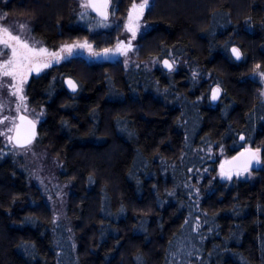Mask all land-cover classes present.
<instances>
[{"label":"trees","instance_id":"16d2710c","mask_svg":"<svg viewBox=\"0 0 264 264\" xmlns=\"http://www.w3.org/2000/svg\"><path fill=\"white\" fill-rule=\"evenodd\" d=\"M3 1L50 47L87 37L75 0ZM131 1L116 0L115 14ZM147 18L157 23L143 36L145 57L180 62L173 92L163 69L156 90L143 70L82 57L29 78V106L43 113L37 139L73 180L77 242L57 246L49 209L0 140V264H264V169L232 184L206 175L199 190L193 176L197 148L216 143L234 156L264 140L261 84L244 76L254 61L264 70V0H153ZM117 34L92 39L105 48ZM216 84L224 93L213 104Z\"/></svg>","mask_w":264,"mask_h":264},{"label":"rangeland","instance_id":"374dc122","mask_svg":"<svg viewBox=\"0 0 264 264\" xmlns=\"http://www.w3.org/2000/svg\"><path fill=\"white\" fill-rule=\"evenodd\" d=\"M3 2V0H0V16H3L5 13H7V16L4 20H0V27H6L9 24H13L16 25L18 28L20 24H26L30 31H25L23 33L17 31L13 34L20 35L21 38L25 39L29 44L38 42V47L47 48L49 52H58L60 51L61 46L65 44L83 43L85 41L92 45V51L98 53H102L104 49H111L112 52L107 57H90L87 49H81L80 55L75 57H82L87 62L107 61L109 62V64L112 65L118 62L120 66H124V68L126 69L131 68L133 70H143L148 73L149 79L154 82L156 90H158V87L160 85L158 84L157 79L154 75L155 69H163L162 60L168 58L172 63V68L171 70H165L164 72L168 75L167 77L169 79V88H171L175 84L173 81V74L178 71L180 64L177 57L173 56L170 53H167L166 56H157L155 53H149V55L145 57V54L148 51L143 48L145 40L143 36H145V34H147L157 23L156 21H151L147 18L148 9L145 10V14L139 21L141 27L136 32L135 38H133L131 32H128L125 29V24L127 23V13L133 3V0L127 6L123 15L115 14L113 16L110 11L109 23L111 24V26L108 28L96 26L100 18L92 14L90 9H88V17L85 19H81L79 13L81 12L80 4L82 0H75L74 15L77 19L76 23H84L83 25L88 29L87 37L74 40L68 43L62 42L55 47L48 46L41 38L33 34L32 23L30 19L25 16H17L5 12L2 8ZM135 2L141 3L142 0H135ZM152 2L153 0H151V4ZM117 25L119 26L117 27ZM113 28L118 30V34L116 36L117 38L114 39L113 43L109 45V47L107 46L105 48L97 49L92 38L101 31H106ZM118 46L121 51H116ZM237 48L241 53V59H239L240 61L243 59V52L239 47ZM143 50H145L146 52L144 53ZM7 58V56L3 57V59ZM70 58L72 57H69L68 59ZM63 61L65 60H62L61 62ZM254 62L256 64H251V69L244 76H247L250 79L259 80L261 85L259 88L256 89V91H258L259 95L263 97L264 83L262 81V73L264 72V70H261L258 63L259 61ZM54 65L56 64H53L52 66ZM115 66L117 65H114L112 67ZM51 67L43 69L42 72L47 71ZM32 75H36V73H30L29 78ZM4 79L10 81V78ZM74 83L76 84V81H74ZM26 85L27 83L24 85L23 95L25 96V100L23 102H20L16 97L11 96L9 94L10 90L8 87L0 89V104H3L4 106L3 109L0 110V120H3L5 116L9 117V120L8 122H6V124H0V132L6 131L7 128H13L14 130V124L12 121L14 120L15 124L17 123V116L19 112L30 116L38 124L43 119V113L41 111H36L29 106L26 97ZM215 86H220L221 88L217 98V101H219L221 95L224 93V88H222L220 84H216L211 88L210 94H212V91L214 90ZM170 91L173 92L174 90L171 88ZM160 93L163 94L161 90ZM162 96L165 97L164 95ZM164 99L167 100L166 97ZM18 104L19 111H17ZM12 133L13 131L9 133V135H12ZM0 140L2 144L6 147V151L22 164V167L24 168L27 174L29 182L31 183V185L37 188L38 193L42 196V200L49 209V212L52 215L50 224L52 226L53 231L55 232L57 246H59L58 241H61V243L63 244V241L69 243L70 240L73 244V247H75V244L77 242V232L75 230L74 221L68 213V199L73 190V180L70 178H64L61 175V173L65 170L64 162L59 159L56 155H54L48 148V146L39 141L37 138L26 147H16L14 146V144H9L6 136H0ZM248 147H253L256 151L257 149L260 150L259 152H257L261 159L260 166L258 169H264V140L260 141L258 144L255 145L246 144L244 146V148ZM193 154H196L198 158H201V161L196 160V164L198 165L196 171L193 173V171L190 170V173H193V176H196L198 181L195 184L196 190L200 189L199 184L201 183L202 179L205 178L206 175L210 176L211 181L213 179H217L227 184L235 183L237 180H252L256 175L257 169H248L247 171H244L242 169H233L230 171L224 170V162L233 157L228 153V149L224 145H217L216 143H213L206 147H199L197 148V150L194 151ZM207 160L215 162L216 172L214 173V175L209 171L208 167L211 165L209 164L208 166ZM222 172L224 173V175L221 174ZM229 175L231 178H229ZM193 176L191 175L189 177L190 185H193ZM210 185L211 184L209 183V186ZM208 188L209 187H207V189Z\"/></svg>","mask_w":264,"mask_h":264},{"label":"snow or ice","instance_id":"6c2138e0","mask_svg":"<svg viewBox=\"0 0 264 264\" xmlns=\"http://www.w3.org/2000/svg\"><path fill=\"white\" fill-rule=\"evenodd\" d=\"M150 6L151 0H142L141 3H136L135 0H133L128 10L127 23L125 24V29L132 33L133 38L136 37V32L141 27L139 21L143 17L145 10L149 9ZM80 8L81 12L79 16L81 19L87 18L89 15L88 9H91V11L95 12L100 18L96 26L103 28L111 26L109 23V11H111V14L114 16L115 12L118 10L116 0H82ZM6 16L7 13L0 16V20H4ZM118 26L119 25H117V27ZM17 31L23 33L25 31H30V29L26 24H20L18 28L13 24L0 27V89L8 87L10 90L9 94L16 97L20 102L25 100V96L23 95L24 85L28 82L30 73L39 74L43 69L49 68L53 64H58L62 60H67L69 57L78 56L80 55L81 49H87L90 57H107L112 52L111 49H104L102 53L92 51V45L87 43V41L83 43L65 44L61 46L60 51L49 52L47 48L38 47V42L29 44L25 39H22L20 35H14L13 33ZM116 51H121L119 46ZM232 51L237 60L241 59V53L238 49L233 48ZM5 56L8 58L3 59ZM165 65L171 68V65H169L167 61H165ZM262 75H264V73H262ZM4 78H10V81ZM68 85L73 90L77 87L71 80L68 81ZM218 93L219 89L213 90V100L217 98ZM3 107V104H0V110H2ZM17 111H19V104L17 105ZM8 120L9 117L5 116L3 120H0V124H6ZM20 120L23 122L25 117L21 116ZM12 122L14 124L16 136L13 137L9 135V133L13 131V128H7L6 131L0 132V136H6L9 144L15 142L14 146L16 147H26L31 143V139L35 135L33 131L34 123L32 121H27L30 127H25L23 123L15 125L14 120ZM21 135L24 137L23 140H21ZM243 139L244 137H241V140ZM259 151L260 150L257 149V152ZM252 159L259 163V158L256 154H253ZM249 163H251V160ZM247 170V167H245L244 171ZM221 174L224 175L223 172ZM229 178H231L230 175Z\"/></svg>","mask_w":264,"mask_h":264},{"label":"water","instance_id":"95a60500","mask_svg":"<svg viewBox=\"0 0 264 264\" xmlns=\"http://www.w3.org/2000/svg\"><path fill=\"white\" fill-rule=\"evenodd\" d=\"M91 10V9H90ZM92 12V11H91ZM94 15H96L95 12H92ZM109 14H110V11H109ZM97 16V15H96ZM98 17V16H97ZM235 48V49H238L236 46H233L231 48V53L233 55V57L236 59V56L234 55L232 49ZM237 60V59H236ZM165 61L168 62L169 65H171V68H172V63L170 62V60L168 58H165L162 60V66H163V69L164 70H171V68H169L168 66L165 65ZM264 73V72H263ZM71 80L73 81V79L71 78H66L65 79V85L66 87L71 91V92H75V90H73L72 88L69 87L68 85V81ZM262 81L264 83V75H262ZM74 83V81H73ZM214 89H219L218 86H215ZM220 90V89H219ZM212 96H213V92H212ZM218 96V95H217ZM212 102L215 103L217 98L215 100H213L211 98ZM23 116L25 117V120L22 122L20 120V117ZM27 121H32L34 123V129L33 131L35 132V135L32 137L31 139V143L37 138L38 136V126L39 124L34 120L32 119L30 116L22 113V112H19L18 113V116H17V123L15 125H20V124H24L25 127H30L28 124H27ZM12 136L15 137L16 136V131H15V128L13 130V133H12ZM23 135H21V140H23ZM15 142H13L14 144ZM29 145V144H28ZM253 154H256V156H258L259 158V163L256 162V160H253L252 159V156ZM235 158V159H234ZM251 160V163H249V161ZM260 162H261V159H260V156L258 155L257 151L253 148V147H248V148H244L242 149L241 151H239L236 155H234L233 157H231L229 160H227L226 162H224L223 164V168L224 170L226 171H230V170H233V169H242L244 170L245 167H247V169H258L259 166H260Z\"/></svg>","mask_w":264,"mask_h":264},{"label":"flooded vegetation","instance_id":"af4514ba","mask_svg":"<svg viewBox=\"0 0 264 264\" xmlns=\"http://www.w3.org/2000/svg\"><path fill=\"white\" fill-rule=\"evenodd\" d=\"M145 14V13H144ZM99 18V17H98ZM232 54V53H231ZM233 56V55H232ZM234 58V57H233ZM235 59V58H234ZM236 60V59H235ZM239 61V60H238ZM219 87V89H221L220 88V86H218ZM77 90V89H76ZM213 92V91H212ZM219 93H220V90H219ZM219 93H218V95H219ZM212 98V94H210V99ZM217 98H218V96H217ZM211 102H212V100H211ZM218 101L216 100V102L215 103H213V104H216ZM241 137H243V136H240V140H241ZM244 140V139H243ZM243 140H241V141H243ZM244 149V148H243ZM241 151V150H240Z\"/></svg>","mask_w":264,"mask_h":264}]
</instances>
